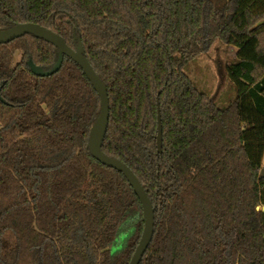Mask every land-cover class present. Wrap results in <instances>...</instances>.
Masks as SVG:
<instances>
[{
  "label": "trees",
  "instance_id": "1",
  "mask_svg": "<svg viewBox=\"0 0 264 264\" xmlns=\"http://www.w3.org/2000/svg\"><path fill=\"white\" fill-rule=\"evenodd\" d=\"M19 23L81 39L106 85L102 150L155 207L141 264H264V0H0V30ZM217 39L238 49L224 108L185 73ZM29 59L49 70L57 49L0 45V264H130L143 210L88 148L99 96L72 59L49 77Z\"/></svg>",
  "mask_w": 264,
  "mask_h": 264
},
{
  "label": "water",
  "instance_id": "2",
  "mask_svg": "<svg viewBox=\"0 0 264 264\" xmlns=\"http://www.w3.org/2000/svg\"><path fill=\"white\" fill-rule=\"evenodd\" d=\"M27 35H32L37 39L52 44L57 49L56 62L49 70L37 66L32 59L28 60L27 65L34 75L38 77H49L56 74L62 68L64 57L66 56L82 68L99 96L101 106L100 114L90 130L88 148L92 157L102 165L122 173L140 200L143 210L144 230L130 264H141L154 236L155 207L134 172L121 160L108 156L102 150L110 120V102L106 85L86 58L85 49L81 39H78L75 48H72L67 44L63 37L47 27L35 23H19L11 28L0 30V45L9 44ZM157 109L156 144L158 154L161 155L163 152V127L159 101L157 102ZM262 211H264V207H262Z\"/></svg>",
  "mask_w": 264,
  "mask_h": 264
},
{
  "label": "rangeland",
  "instance_id": "3",
  "mask_svg": "<svg viewBox=\"0 0 264 264\" xmlns=\"http://www.w3.org/2000/svg\"><path fill=\"white\" fill-rule=\"evenodd\" d=\"M237 52L236 47L217 39L207 53L199 55L185 68V73L197 89L220 108L227 107L237 95L226 71V65L237 60ZM20 58L21 55H18L17 61Z\"/></svg>",
  "mask_w": 264,
  "mask_h": 264
},
{
  "label": "crops",
  "instance_id": "4",
  "mask_svg": "<svg viewBox=\"0 0 264 264\" xmlns=\"http://www.w3.org/2000/svg\"><path fill=\"white\" fill-rule=\"evenodd\" d=\"M263 166H264V159H263Z\"/></svg>",
  "mask_w": 264,
  "mask_h": 264
}]
</instances>
